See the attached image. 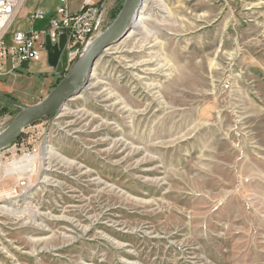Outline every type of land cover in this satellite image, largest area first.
<instances>
[{"label":"rangeland","instance_id":"374dc122","mask_svg":"<svg viewBox=\"0 0 264 264\" xmlns=\"http://www.w3.org/2000/svg\"><path fill=\"white\" fill-rule=\"evenodd\" d=\"M92 1L90 44L125 0ZM64 76L45 55L2 76L0 132ZM0 264H264V0H144L82 90L0 151Z\"/></svg>","mask_w":264,"mask_h":264},{"label":"built area","instance_id":"2783aa9c","mask_svg":"<svg viewBox=\"0 0 264 264\" xmlns=\"http://www.w3.org/2000/svg\"><path fill=\"white\" fill-rule=\"evenodd\" d=\"M32 1L0 0V78L39 61L46 54L47 36L56 45L65 35L66 48L71 53L75 44L83 45L85 49L96 33L101 11L92 0H58L50 10L37 6L29 12V29H13L23 7ZM38 22L44 23V26L36 29L32 25ZM17 187L26 189L27 181L22 180ZM13 192H16V188H13Z\"/></svg>","mask_w":264,"mask_h":264},{"label":"water","instance_id":"95a60500","mask_svg":"<svg viewBox=\"0 0 264 264\" xmlns=\"http://www.w3.org/2000/svg\"><path fill=\"white\" fill-rule=\"evenodd\" d=\"M144 0H125L113 22L86 48L82 61L69 66V50L66 36L53 45L45 39L47 64L56 72H65L63 79L51 92L33 105H24L12 122L0 132V151L10 145L22 130L46 113L59 110L72 96L77 95L87 84L97 58L112 44L124 38L134 27ZM75 44L71 50L78 48Z\"/></svg>","mask_w":264,"mask_h":264},{"label":"bare ground","instance_id":"6f19581e","mask_svg":"<svg viewBox=\"0 0 264 264\" xmlns=\"http://www.w3.org/2000/svg\"><path fill=\"white\" fill-rule=\"evenodd\" d=\"M96 38V37H95ZM85 50L86 49H84L83 51H82V53L76 58V61L74 62V64H79L81 61H82V59H83V56H84V53H85ZM25 160H23L25 163H23V166L22 167H30L31 166V163H30V158L28 157V158H24ZM13 169L14 170H18L19 169V166H17V167H13Z\"/></svg>","mask_w":264,"mask_h":264},{"label":"crops","instance_id":"0c3cea01","mask_svg":"<svg viewBox=\"0 0 264 264\" xmlns=\"http://www.w3.org/2000/svg\"><path fill=\"white\" fill-rule=\"evenodd\" d=\"M34 1H36V5L38 4V6H40L41 5V3H42V0H33L30 4H33L34 3ZM79 4V3H78ZM78 4H73L72 6H76V5H78ZM34 9V8H33ZM50 9H53V8H50ZM50 9H48V10H50ZM39 24H38V26H34L35 24H33L32 26L34 27V28H41V27H43L44 26V23H42V22H38ZM29 29V28H28ZM27 30V29H26Z\"/></svg>","mask_w":264,"mask_h":264},{"label":"flooded vegetation","instance_id":"af4514ba","mask_svg":"<svg viewBox=\"0 0 264 264\" xmlns=\"http://www.w3.org/2000/svg\"><path fill=\"white\" fill-rule=\"evenodd\" d=\"M46 60H47V55L45 54Z\"/></svg>","mask_w":264,"mask_h":264}]
</instances>
